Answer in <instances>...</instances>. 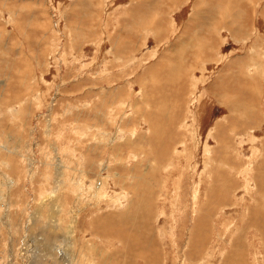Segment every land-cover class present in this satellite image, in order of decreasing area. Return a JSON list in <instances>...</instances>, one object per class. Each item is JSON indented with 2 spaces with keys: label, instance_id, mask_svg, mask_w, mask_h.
I'll return each instance as SVG.
<instances>
[{
  "label": "rangeland",
  "instance_id": "1",
  "mask_svg": "<svg viewBox=\"0 0 264 264\" xmlns=\"http://www.w3.org/2000/svg\"><path fill=\"white\" fill-rule=\"evenodd\" d=\"M137 1L0 0V264H264V0Z\"/></svg>",
  "mask_w": 264,
  "mask_h": 264
},
{
  "label": "bare ground",
  "instance_id": "2",
  "mask_svg": "<svg viewBox=\"0 0 264 264\" xmlns=\"http://www.w3.org/2000/svg\"><path fill=\"white\" fill-rule=\"evenodd\" d=\"M138 3H140V0H138L137 1ZM204 10H206L205 8H204ZM201 19L204 21V22H206L207 21V15L204 13L203 14V16L201 17ZM204 24V23H203ZM237 105V104H236ZM14 154V153H13ZM63 155V154H62ZM17 158V157H16ZM64 159V158H63ZM59 161V163H57L56 164V179L54 180L55 181V183H54V186L56 187V190L53 192V195H55L56 194V196L53 198L54 199V201H52V200H49V202L48 201H46L45 203H43L42 205V207L40 208V210H38L37 211V213H38V215H39V217H38V220L35 222L34 221V223H35V225H44L43 224V220H44V214H43V211L42 210H44L46 207H51V208H53V210L51 211V213H49V215H50V218L51 219H55V222L54 221H52L56 226L55 227H52V228H55L56 230H58V231H61V230H63V225H62V223H61V215H62V213H63V210H64V203H63V201H62V203H61V200L59 199V197L61 196L60 195V193H61V191H57V190H62L63 189V187L64 186H62V185H64L63 183H65V180L63 179L64 178V176H65V173H64V170H65V166H64V164H63V161H60V160H58ZM57 162V161H56ZM18 164V163H17ZM66 165V164H65ZM55 168V167H54ZM49 184H50V182H49ZM102 193V192H101ZM50 198V197H49ZM15 198H13V194L12 193H8L7 191L5 192V190L3 189V187H2V185H0V201H7V202H10L11 203V205H13L14 203H15V200H14ZM59 200H60V203L58 204V205H56V203L57 202H59ZM22 203V202H21ZM1 205V204H0ZM41 205V204H40ZM18 206H20L19 207V209H21V204L19 205L18 204ZM45 207V208H44ZM47 209V208H46ZM51 210V209H50ZM75 213V216H76V214H77V211H75L74 212ZM70 217V216H69ZM36 219V218H35ZM71 219V218H70ZM3 219L1 218V216H0V222L2 221ZM20 220H22V219H20ZM16 222V221H15ZM31 222V221H30ZM75 222H76V220H75ZM22 223V222H21ZM50 223V222H49ZM52 223V224H53ZM12 224H13V221H12ZM15 226V225H14ZM13 226V227H14ZM46 226V225H45ZM15 228V227H14ZM34 228V227H33ZM32 228V229H33ZM40 228H42L41 226H40ZM44 228V227H43ZM30 229V227L27 229V230H29ZM68 229V228H67ZM66 229V230H67ZM52 230V229H51ZM50 230V231H51ZM2 232V231H1ZM15 234H16V232H15ZM55 234V233H54ZM72 234V231L71 232H69V231H67V233H66V236H68L67 238L69 239H67L66 240V242H65V245L66 246H68V248L70 249V251H72L71 253H72V255L73 256H76L77 255V252L75 251L74 252V250H76L75 248H74V244L76 245V243H74V240H73V236L71 235ZM63 235V234H62ZM57 236H59V238H60V241H61V233L58 235L57 234ZM56 235H55V237H54V239L57 237ZM72 236V237H71ZM51 239V238H50ZM53 239V238H52ZM51 239V240H52ZM75 239H77V238H75ZM14 240V239H13ZM3 241V240H2ZM45 241V240H44ZM76 241V240H75ZM6 243V242H5ZM19 243V242H18ZM43 243V242H42ZM45 243V242H44ZM78 243V242H77ZM3 244V243H2ZM17 244V243H16ZM40 244V243H39ZM48 244V243H47ZM45 245V244H44ZM5 246V245H4ZM83 246V245H82ZM14 247V246H13ZM54 247H56V249L58 248V247H61L60 245L58 246L56 243L54 244ZM1 248V247H0ZM6 249V248H5ZM40 249V248H39ZM39 249H34L33 251H32V253L30 254V253H28V255H29V257H38L39 258V261H37L38 262V264H48L47 262H48V260H52L53 262V264H63V262H61L58 258H57V255H56V252L55 251H52V249L51 248H49V249H46L45 248V251L44 250H42V248H41V251H39ZM1 250V249H0ZM7 251V250H6ZM44 251V252H43ZM60 252H62L61 254L63 255V257H64V264H74V261L72 260L73 259V256L72 255H68V256H66V251L65 252H63V251H61V250H59ZM10 252V251H9ZM33 252H34V254H33ZM37 252V253H36ZM12 253H13V251H12ZM12 253H11V256H12ZM26 253V252H25ZM10 254V253H9ZM14 254V253H13ZM81 254V253H80ZM17 255V254H16ZM16 255H13V256H16ZM18 256V255H17ZM1 257V256H0ZM62 257V258H63ZM68 257V258H67ZM70 258H72V259H70ZM27 259V258H26ZM32 259V258H31ZM75 259V258H74ZM1 260V259H0ZM4 260V259H3ZM72 260V261H71ZM76 260H77V258H76ZM17 261H18V259H17ZM32 261V260H31ZM15 262V261H14ZM16 263H18V262H16ZM32 264H35L34 262H31ZM77 263V262H76ZM75 263V264H76ZM7 264V263H6Z\"/></svg>",
  "mask_w": 264,
  "mask_h": 264
}]
</instances>
